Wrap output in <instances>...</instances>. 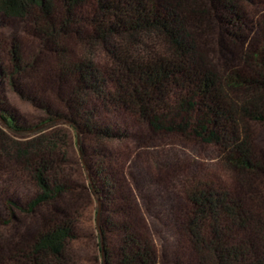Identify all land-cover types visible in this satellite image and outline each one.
<instances>
[{"label":"rangeland","instance_id":"1","mask_svg":"<svg viewBox=\"0 0 264 264\" xmlns=\"http://www.w3.org/2000/svg\"><path fill=\"white\" fill-rule=\"evenodd\" d=\"M188 5L186 27L203 65L219 78L245 66L264 35V0ZM30 12L0 9V264H103L102 232L112 255L137 236L150 244L154 264H194L185 223L189 188L203 180L258 203L264 197V121L243 125L260 172H240L222 161L215 146L153 131L138 116L80 92L63 71L83 62L102 78L114 68L112 45L147 60L166 52L162 44L147 37L93 42L86 24L61 32L56 23L50 39L39 9ZM105 80L103 91L111 93ZM228 97L238 104L246 98L231 91ZM77 110L94 117L82 121ZM4 117H12L17 129ZM107 129L110 136L100 134ZM59 229L67 233L59 254L36 263L27 258L36 238Z\"/></svg>","mask_w":264,"mask_h":264},{"label":"trees","instance_id":"2","mask_svg":"<svg viewBox=\"0 0 264 264\" xmlns=\"http://www.w3.org/2000/svg\"><path fill=\"white\" fill-rule=\"evenodd\" d=\"M188 2L0 0V9L32 16L30 7H37L39 21L44 23L50 39L55 38L53 28L57 23L61 32L86 24L88 39L106 45L117 40L132 43L142 37L159 42L166 52L147 60L136 59L112 45L114 68L105 75L112 84L111 93L103 91L107 88L105 76L101 78L98 71L83 62L73 63L63 71L75 78L80 92H93L97 101L138 116L153 131L180 134L213 145L227 165L243 173H259L260 166L243 125L264 121V35L256 43L258 50H252L244 59L243 68L232 69L219 78L203 65L186 27ZM229 91L245 93L246 98L238 104L229 99ZM79 100L76 94L78 105ZM80 111L77 117L82 121L86 116L94 117L92 112ZM4 121L17 129L12 117H4ZM102 133L110 136L108 129ZM77 139L82 151L79 133ZM36 172L42 187L47 188L41 171ZM93 189L98 193L94 185ZM187 198L185 223L196 251L194 264H264V197L256 204L248 203L226 188L216 189L212 182L201 180L191 184ZM39 204L40 200L35 206ZM66 237V230L60 229L40 235L28 249L27 258L36 263L41 257H55ZM100 250L103 264L155 263L150 244L137 236L128 237L113 255L105 244L104 251L101 245Z\"/></svg>","mask_w":264,"mask_h":264},{"label":"water","instance_id":"3","mask_svg":"<svg viewBox=\"0 0 264 264\" xmlns=\"http://www.w3.org/2000/svg\"><path fill=\"white\" fill-rule=\"evenodd\" d=\"M102 250L104 251V242H103V240H102ZM104 257H105V255H104Z\"/></svg>","mask_w":264,"mask_h":264}]
</instances>
